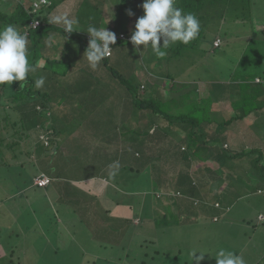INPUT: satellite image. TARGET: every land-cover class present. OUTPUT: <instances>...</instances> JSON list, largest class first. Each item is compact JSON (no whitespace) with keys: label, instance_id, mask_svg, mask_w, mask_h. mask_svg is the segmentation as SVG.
Masks as SVG:
<instances>
[{"label":"rangeland","instance_id":"374dc122","mask_svg":"<svg viewBox=\"0 0 264 264\" xmlns=\"http://www.w3.org/2000/svg\"><path fill=\"white\" fill-rule=\"evenodd\" d=\"M66 1L67 5L69 0ZM114 1L115 0H87V3L82 6L80 14L77 15V20L84 22L82 25H89L87 24L89 18L93 20L91 21V25L94 26L120 25L117 19H115V11L116 14H118L120 9L115 8ZM14 3L15 1L12 3L5 0L3 3L0 2V11L5 12L0 15V25L13 24L22 32H27V30H24V25L26 24L25 19L23 21H21V19L16 20L18 9H14ZM99 3H107V8H109H105L104 11H101ZM26 6H28V3ZM61 6L65 5L63 4ZM251 7V9L241 8L238 12H229L228 10L224 12L220 9L217 13L215 12L213 14H211L210 10H206V20L209 22L205 24V35L202 38V43L200 42L201 48L199 50L193 47H186L181 53H178V55L172 52V56L171 53H169L168 57L160 59L157 57L152 58V55L147 53L148 50L144 49L138 52L128 43H118L116 47L117 49L123 48V53H120V55L117 54L116 62L112 63L110 61L111 57L105 59L109 61V66H113L118 70L120 78H116L117 80L115 81H110L111 74H106L102 78H97L96 83L97 86H99L98 89L114 88L109 85V83H113L117 86L116 88L123 87V89L129 91L131 87H128L126 83L128 81V83L133 86L132 90H134L133 92L130 91L134 93V95H141L142 98L137 96L136 99L134 98L135 101L133 104L115 101L109 106L110 110H105L107 107L106 104L98 103L105 97V94H97L95 96L96 99L94 101L91 100V102L97 103V110L103 111V119L104 117H108L106 114L108 112L115 113V116L112 117L111 120H104L101 123H94V125L90 126L84 125L82 129H78L80 128L78 125L80 122L82 123L79 119L65 121L63 117L66 111L68 114L79 113L78 109H73L72 104L76 103V101L74 91L71 89L77 86L80 79L79 77H81L85 71H82L81 68L79 71L81 75H79L78 80L75 74L62 78L61 76H63V73L61 72H63L64 68L67 69L68 67L65 62H63L64 64L59 62L57 64H50L49 71L44 72L40 65L44 64L42 60L44 58V50L47 47H44L45 45L42 47L40 45V40L45 42L43 39L46 36H41L39 38L40 40H35L34 42L33 38L28 35L29 61H36V65L34 66L35 70L30 73L34 81L41 76L45 77V83L43 87L39 89H43L44 87L50 88V91H54L55 93L51 95L54 98L64 93L65 100L59 99L60 102L55 101V104H53L54 109L64 108V110L54 111L53 118H51V115L48 116L44 110H41L40 114L35 112V105L37 102L45 104L51 100L48 94L42 92L46 95L35 93L36 95L33 96L25 93L24 97L26 100H29V106L28 104L26 106L24 105L25 107H23V110H28L30 112L28 119L24 120L19 111H14L13 115H16L17 119H22L24 125L28 126L23 127L22 131L31 134L29 144L25 147V149H27L29 146L30 153H28V156L25 154L21 157H13L9 153H7V156L4 158L0 156V264H9L10 259L17 264H192V258L190 256L191 251L206 253L204 260L200 261V264H216L215 255L219 248H225L241 255L246 264H264V223L258 218L260 213H264V194H259L257 191L258 187H255L254 191L256 190V192L253 191L254 193H252V190L251 192H246L248 196H246L244 200H240V202L236 201L237 196H243L245 193L242 189L245 187L244 182L250 183L253 181L252 174L249 176L244 173V169L239 170L247 163L246 169L249 167V171L252 170L249 165L250 160L247 163L236 164L232 174H230L231 171L229 169L227 170L226 166V172L229 177L226 175L214 174L213 176L216 179H220L217 181L215 179H208L205 187L203 184L204 180H200V177L204 178L206 176L203 174L204 171H210L204 168L207 167L204 163V171L193 175V179L191 180L188 176L190 183L197 180V184H190V186L186 188L187 191L183 193V196L185 194L189 195L190 200L194 202V215L190 217V221H187L186 217L181 219L180 215H174L170 210H167L166 213L168 214L161 217H166L172 225L164 229L162 227L157 228L152 225H147L153 222L155 215L152 210L153 206L148 208L146 202L152 199L153 201H159V199L156 200L152 187L156 190V186L157 190H160L161 177L158 176L154 179L155 177L154 175L152 176V170L140 176H132V179L129 178L130 181H122L120 185L125 187V190L130 188V190L133 191L130 202L131 204L133 203L132 214H134L135 221L144 223L140 229L134 230L136 234L133 235L131 244H129L130 238H125V248L121 247L120 243L112 239L111 233L109 234L108 231L105 233L100 231L101 233L98 234L99 231L96 223V227H94L90 224L80 222L79 214L75 211V208L68 207L67 203L64 201H59L60 193L57 191V188L54 187L53 181L52 184H49L47 187H37L33 184L34 176L38 172L41 170L49 172V170H51L53 174L65 177L63 179L69 181L67 182L68 188L66 189L68 196L71 194L77 196L72 188L68 186L71 182L70 180L72 178L80 179L83 176H89L90 173L86 172L83 174L84 170L87 171L86 162H88V160L89 162H93L89 164H94L95 160L98 164L106 162L104 159L102 160L99 158L98 160L99 155L104 157L103 152H99L96 147L101 136L110 130L111 133H113V131L116 132L119 126L124 123L122 118H127L128 122L131 120L134 125L140 120L141 123L145 124L143 127L147 126V122L150 119L145 116V113H149V111L151 113V110L145 109L141 103L144 100L156 97L159 98L155 101L158 108L168 113L170 116L168 118H174L172 121L176 125L171 124L173 123L172 121L164 122L162 119H159V121H152V123L162 127L165 132L173 133V141L179 140L182 137L184 127H187V125L185 126L181 121L175 120L177 119V117H175L178 115L177 113L184 110L195 115L194 117L198 118V122H201L198 123V129L202 127L203 124L208 125L209 128L210 122H212L213 125L218 123L213 129L210 128V131L205 129L209 137L217 131L215 134L216 148L213 150L214 152H218V147L226 148L227 144H225L224 141H227L232 145L231 149L235 148V146L240 143L241 147L237 150L240 154L242 153V157H249L250 155L256 154L251 146H246V144H248L247 141H249L246 139L249 136V131L254 133V130L258 135L261 134L259 136L260 141L261 138L264 139V125H262L263 128L261 127L260 129V127L254 126L255 122L253 121V116L248 117L247 120L243 118L240 120L243 124L248 121L251 125L243 126L244 134H242L238 133L239 125H236V120L238 119L233 121L229 126L225 125L222 120L225 118L224 115L231 117L235 114L234 101L238 100L239 95L243 92V90L239 92L237 86H232L235 79L241 77L242 80L247 78L251 80L257 74L261 73L264 68V0L254 2ZM110 8L112 10H110ZM216 9L217 6L214 7L213 10L216 11ZM45 10L47 9L44 8L38 16H43ZM128 11L129 9L127 8L125 12L128 13ZM135 17L136 16H132L131 19H135ZM128 21L130 20L128 19ZM131 30L132 29L129 28V34ZM171 46L172 45L169 47ZM56 48V52L60 54L57 58H60L64 46L59 43ZM67 48L69 52H71V48L68 46L65 47V49ZM73 51L71 56H74L75 52L76 54L78 53L75 48H73ZM80 52L75 56V60L79 65V62H81ZM141 57H144L142 61ZM53 58L55 57H51V59ZM142 62H145L150 74L156 72V76H161L158 87L162 89L161 92L157 90L155 83H151L153 79H158L155 76L150 80L148 88L141 89L142 91L140 90V83L144 81V77L141 76L139 69H144ZM162 68L165 74H174L175 77L173 79L166 77L161 71ZM105 71L109 70L106 69ZM180 73L182 74L179 75ZM56 74L59 75L55 76ZM182 80L187 82L185 87L188 89L183 96H181L180 91H178L181 88H177L176 90L172 89L173 85L174 87L177 86ZM202 82L207 85L205 86L206 90L203 91L202 97L198 94L196 97V94L193 93L192 90L195 85ZM58 83L61 89L58 87ZM181 86L182 88L184 87L183 85ZM36 89L38 88L34 85V90ZM1 98L2 97H0V105L5 103L6 107H11L7 97H5V99ZM118 99L122 100L120 97L115 100ZM249 102L252 104L250 100ZM195 104H197V107L198 104H201V109L195 107ZM59 105H61V107H59ZM5 106L0 107L5 110ZM57 112L61 114L60 119L59 116L56 115ZM262 115L264 117V113ZM207 117L212 120L207 121ZM262 118L258 119L257 117V120L260 122ZM254 119H256V117H254ZM97 121L99 120L94 122ZM38 122H45V128H49V131H53L54 129L58 134L60 131H63L61 136L64 142L67 143L70 140L66 147V151H69L67 152V156H65L66 153L64 156L59 154L54 157L52 161L49 157L50 154L48 149L42 148V150H40L39 145H36L33 140L36 131L35 124ZM99 124L110 125L111 129L102 126L98 127ZM0 128L3 130L2 126ZM90 129H92V131H90ZM82 134H89L91 137L87 139L88 141L79 142L78 140L82 139H80ZM8 135L5 133V140L10 139V135ZM235 135H237V137H235ZM132 136L137 138L136 134ZM139 137L143 136L139 135ZM166 137L168 138L169 135ZM186 137H188L189 141L190 135L187 134ZM40 138L44 141L45 145L49 144V142L46 141L47 135L43 133L40 135ZM237 140L239 143H237ZM83 143H85L84 146ZM187 144L189 145L190 141L187 142ZM170 146L171 141L169 140H166L162 144L161 148L164 150V154L170 155L167 150ZM190 146H192V144H190ZM183 147L182 149H185ZM3 151L4 150H0L1 153H3ZM225 151L230 152V150ZM210 153L213 152L205 151L203 156L211 158V155H209ZM257 154H259V150ZM44 155L47 157L45 158ZM192 158L194 160L196 159L194 155ZM240 158L241 156L238 160H240ZM51 161L55 167L50 165L49 162ZM196 161L199 163L200 160L197 159ZM184 162V160H181L180 164L177 160L175 169L180 170V165L184 166ZM207 162L209 163L210 161L206 160V163ZM172 164L173 162L171 165ZM75 165L76 167H73ZM81 165H83L84 168L80 167ZM165 168H169L167 163L165 164ZM93 169L94 168H88V172H93ZM260 169L259 172L264 182V168ZM127 176H131L129 171H127ZM57 183L63 184L64 182L58 181ZM96 184H99V182ZM90 185L93 188L95 187L94 191L98 193L101 192L102 198L104 194L106 195V193H108L116 201L124 195L122 192H113L111 190L113 188L100 191L95 185V180ZM137 190H143L144 192ZM221 190H223L224 193ZM164 198L165 197L162 199ZM216 201H220L221 206H215ZM195 202L197 203L195 204ZM108 208H111V206ZM116 211L117 209L113 210L111 213H107L114 214L117 213ZM215 216L218 218L217 221L214 219ZM68 218L70 220L64 223L66 227L57 223L58 219L65 220ZM115 222L116 224L118 223L117 221ZM121 223H124L123 219H121L120 224ZM161 225L164 224L161 223ZM103 227H101V230ZM115 234L117 233H112V235ZM122 234L124 236V233ZM101 236L109 238L103 239ZM101 241H108L111 244L114 243L118 248L114 249L111 246L108 248L102 247V245H99ZM130 250H132V252L129 253ZM70 254H74L75 259L73 261H66L65 258L68 259ZM196 255L198 256L199 253H196Z\"/></svg>","mask_w":264,"mask_h":264},{"label":"trees","instance_id":"16d2710c","mask_svg":"<svg viewBox=\"0 0 264 264\" xmlns=\"http://www.w3.org/2000/svg\"><path fill=\"white\" fill-rule=\"evenodd\" d=\"M3 1L4 0H0V2H2V3H3ZM5 1H10L12 3L15 1L14 9L15 10L18 9L16 20L21 19V21H23L25 19L26 24L24 25V30H27L29 35H31L32 37L34 36L33 37L34 42H35V40H37V41L40 40L39 38L41 36H45L44 34L48 35V31H45V27H44V26H46V22L44 20L46 18L44 17V15L38 16L43 9L40 11H37V12H32V9L34 8V2L37 0H5ZM49 1L51 3L47 6H45V7H49V9L54 6V3L59 4L60 2H63L65 4V6H63L64 9L69 10V8H72L71 10H73V12H75L77 14H80L82 6H84V4L87 3V0H69L68 4L66 5V2H67L66 0H49ZM257 1H259V0H178V2H177L178 7L184 9V11H186V12H191V13H194L196 15V17L198 18V20L200 22V32H199L198 37L195 40H193L191 43H189L188 45H184L182 43L177 42V43L173 44L171 47L167 48L166 49L167 56H165L164 58L168 57L169 53H171V56H172V52H175L178 55V53H181V51L183 49H185L186 47H193V48H197L198 50L201 48L200 42L202 43V38L205 35V24H208V22H209L208 20H206L207 19L206 10L207 11L210 10L211 14H213L215 12L217 13V11L220 9L223 10L224 12H226L227 10L229 12H238L239 9H241V8L251 9L252 8L251 6L253 5V3L257 2ZM27 3H28V6H26ZM114 3H115V8L120 9L118 11L119 12L118 14H116V11H115V16H116L115 19H117V21L120 25H117V24L116 25H107L108 27H111V29L109 31H113L115 28L120 29L122 27V24L123 25H134L136 19L143 14L142 8L138 7V5H140L142 3V0H115ZM216 6H217V9H216V11H214L213 9ZM45 7H43V8H45ZM99 7H100L101 11H104L105 8H107V3H99ZM127 8L134 13V15H132V16H136L135 19H131L132 16H129L128 13L125 12V10ZM110 10H112V9L110 8ZM4 13H5L4 11H0V15H2ZM14 14L16 15L15 12H14ZM112 14H114V13H112ZM208 16H209V14H208ZM32 19L40 20V25L38 27L32 28V26H30V21ZM128 19L130 21H128ZM88 20L90 22L88 21L87 23L89 25H91V21H93V20H91L90 18ZM132 22H134V23H132ZM114 23H115V20H114ZM51 25H54V24H51ZM55 25H59V24H55ZM54 28L59 30L61 33H65L64 28H62V27L55 26ZM128 29H129L128 27H127V29H123L122 30L123 32H121L119 35L116 36L115 44L111 45L113 48V53H114V47L118 43H122V42L128 43L129 42L127 40V38H122L120 36L121 34H124L127 37L129 35H131V33L129 34L127 31ZM33 33H34V35H33ZM67 34H68V32H67ZM46 37L43 40H46L47 39ZM77 40L82 44L81 47L83 49H86L88 46L89 40H90V36L89 35L77 36ZM47 41H49V43H51V41L49 39H47ZM52 42H53V40H52ZM161 44H162V41H161ZM40 45L42 47L44 45L46 46L45 42L41 41V40H40ZM140 50L142 51L143 49L140 48ZM145 50H148L147 53L149 55H152V58L153 57L156 58V56L152 53L150 47L145 48ZM112 56H113V54L111 56H109L108 58H110ZM143 58L144 57H141V61ZM59 62H62V63L65 62L67 67H68L67 69L64 68L63 72H67V70L71 69L73 64H74L72 61L69 62V60L63 59V58H60V59L59 58H53L51 64H57ZM30 64L34 67L36 65V61L35 60L30 61ZM142 64H143V67L145 68V69H143V72L145 74V71H149V70L146 69L147 66H146L145 62H142ZM53 66H55V65H53ZM109 69L114 71L112 66H109ZM161 71L168 78L173 79L175 77L174 74H171V75L165 74L163 68L161 69ZM115 73L118 74L119 72L116 70ZM247 73H249V72H247ZM181 74L182 73H180L179 75H181ZM118 75H120V74H118ZM118 75H116V76H118ZM154 75H155V73H154ZM152 76H153V74H152ZM159 79H160V77L158 79H156V82H155V85L157 87L159 86ZM142 82H146V81H142ZM126 83H127L128 87H131L130 90L133 92L134 91V90H132L133 86L131 84H129L128 81ZM179 83L175 87L173 85L172 89L176 90L177 88L178 89L181 88L178 91H180L181 96H183V94L185 95V92L188 91V89H186V87H185V85H187V82L182 80ZM34 85H35L34 79L31 75V73H29L26 83L14 81L11 85H7V84L6 85H0V97H2L1 99H5V97H7L8 102L11 104V107H9V108L5 106V103H2L0 105V106H5V110H3L2 107H0V127L2 126V129H3V130H1V128H0V150H4L3 153L0 152V156L2 158L7 156L6 155L7 153L12 155L13 157H16V156L21 157L25 154H27L26 156H28L29 155L28 153H30L29 152V146L27 147V149H25V147L27 144H29L31 134H28V132L22 131L23 127H25V126L28 127V126L24 125V121L22 119H17V116L13 115V114H14V111L16 110V111H19L21 113V116L24 120L28 119V115H30V112L28 110L27 111L23 110V107H25L27 104L29 106V100H26L24 97L25 93L31 94L33 96L36 95L35 93L42 94V95L45 94V93H42V91H40L39 89L34 90ZM181 85H183L184 87L182 88ZM148 86H149L148 82H147V84L146 83H140V89L148 88ZM205 86H207V85L204 84L203 82L198 84V85H195L192 92L196 94V97H197V94L202 97L203 91L206 90ZM232 86H234V87L237 86L239 88V92H241V90H243V92L239 95V99L234 101V105H235L234 108L236 110L235 114L231 117L224 116L225 118L222 119L224 121V124L229 126L236 119L241 120L243 118L251 117V116L259 118V112L264 110V68H263V71L261 73L257 74L251 80H248V78H247V80L245 79V81H243L241 77L235 79V82L233 83ZM32 90H34V91H32ZM24 91H26V92H24ZM133 95H134V93H133ZM137 96L138 97L140 96L142 98V96L138 95V94L134 95V98L136 99ZM157 99H159V98L158 97L150 98L149 100H144L141 103L145 109L151 110V113H150V111H149V113H145V116H147L150 120L148 121L149 123L147 122V127L142 128L143 130H139V134L143 135V138H142L143 140H138V141L133 142V144H134L133 145V148H134L133 151L134 152L132 155L134 157L132 158V160H134V163L132 164L133 166H130V170L132 172L133 177L134 176H140L143 173H146V172H149L152 170H153L152 176L154 175V177H155L154 179H156V177H158V176L161 177V180L164 181V184L167 186V188H166V190L162 191L163 193H158L157 187L155 186L156 190H154V187H152V191L155 193L156 200H158V199L161 200L163 197H169V198L174 199V200L179 199V198L188 199L189 195L185 194L183 196V193L187 191L186 190L187 187L185 188L184 184L190 183V180H188V175L185 173L179 172L175 175V177L173 175H170L172 177V179H171L167 176L168 175L167 172L164 173V169H165L164 165L166 163L171 164L174 161L180 160L179 157H180L181 153H182V157H185L184 159L187 161H191L192 157L190 158V154L194 155L196 160L197 159L200 160L198 164H200L201 168H203V164L205 163L207 165V167H204V168H206L208 171L214 169L213 172L210 171L212 174L216 173L218 175L228 176V174L226 172V166H227V170L229 168H232V169H229L231 171L230 174H232L234 172V170H233V164H235L234 161L239 159L240 156H241V158H244L245 156L242 157V153L241 154L237 153L234 148L231 149L232 145L227 141H224L225 144L227 143L226 148L218 147L217 148L218 152L213 151L216 148L215 147V144H216L215 134L217 131L215 132V134L213 133V135L210 134L211 136L209 137V136H207L205 129L210 131V128L213 129L215 125H218V123L213 125V123L210 122L209 128H208V125L203 124V126L198 129V125H199L198 123H201V122H198V118L194 117L195 115L191 114L190 112L182 110V112L177 113L178 115L176 114L177 116H175V117H177V119H175V120H179V121H181V123L188 124L187 129H188V131H189L188 133L190 135L189 141H190V144H192V146H190V144L189 145L187 144V142H189L188 138H185L184 140H183V138H182V140L179 139L178 141H180V142H178L176 140L173 141L172 139H168L166 137L168 135L170 137L171 134L163 131L162 127L157 126L154 123H152V121H156V120L159 121V119H162L164 122L165 121H172L174 119V118L168 119V117H170L168 115V113H166V112H164L158 108V105L155 102ZM249 100L252 102V104H250ZM195 107H197V104H195ZM198 107L201 109V104H198ZM41 110H44L46 112V114L48 116H50V113H49L50 111H48V109H46V107L44 105H38L37 106V104H36L35 105V112L40 114ZM206 120L208 121V120H212V119L207 117ZM36 122H37V120H36ZM221 124H223V123H221ZM196 127H197V129H196ZM35 128H36V131L39 130V135H42L43 133L45 135H47L46 141L49 142L48 145H45L44 141L40 137L33 139L35 141L36 145H39L40 150H42V148H46V149H48L50 147L53 148L52 146L55 145V142L53 141V137H54L53 135H56V131L54 129H53V131H49L48 130L49 128H45V122L36 123ZM4 132L7 135L8 134L10 135V139L5 140V133ZM166 140L171 141V146L169 147V149H167L168 152L170 153V155H166V154L161 153V151H163L161 146ZM249 143H250V140H249ZM183 146H186V147H183ZM223 146H224V144H223ZM182 147L185 149H182ZM224 149L230 150V152H226ZM205 151H212L213 152V153L209 154V155H211V158L203 156ZM253 151L257 153V151H255V150H253ZM183 153H185V154L183 155ZM206 160H208L210 162L206 163ZM245 160H247V159H245ZM252 163L259 166V168H264V164H263L264 163V154L261 151H259L258 156L253 158ZM41 174H46V173H41ZM41 174H39L36 177V179ZM36 179H35V184H36ZM131 179H132V177H131ZM184 179H186V180H184ZM190 184L196 185L197 183L195 181H193ZM251 186H253V185H250V187ZM111 190L113 191V189H111ZM251 190H252V187H251V189H247L248 192H251ZM137 191L144 192L143 190H137ZM253 191L254 190H252V192ZM113 192H116V190ZM126 192H128V193L132 192V193H130L131 195L129 194L130 196L127 195L126 197H124V195H123L121 198H118L116 201L114 200L113 197H111V195H108L107 199L110 198L109 200L113 201V204L110 205L111 208L103 209V212H102L103 213L102 215L104 216L103 219L106 220L107 219L106 215L108 213H111L115 209H117V211H116L117 213L108 214V215H111V219H110V221L106 222L105 225L107 223H109V224L104 226L103 229L101 230V232H107L108 231L109 234L111 233L112 239L116 240L117 243H120V246L123 248H125V244H126L125 238L126 239L130 238L129 244H131L132 239H133V235L136 234L134 232V230L140 229L141 226L144 225V223L141 221H138V222L135 221L134 214H132L133 213V203H132V206H129L131 203L130 200H131V196L133 194V191H131L129 188V189H127ZM258 193L263 195L264 194V188L259 189ZM96 197L98 200H101V201L103 200V198L101 197V192L97 193ZM124 199H125V201H124ZM127 199H129V200H127ZM127 201L129 203H127ZM155 203H158V201H155ZM190 203L192 206L194 202L193 203L190 202ZM196 203L197 202H195V204ZM215 206L219 207V206H221V203L218 201L215 203ZM130 211H131L132 217H130L129 216L130 214H128V213H130ZM158 212H159L158 209L154 206V213L153 214L155 215V217L153 219V222L152 223L150 222L147 225H152V226H155L157 228L162 227L163 229L170 227L172 225L171 222H169L166 219V217L162 218L161 217L162 214H158ZM90 215L92 216L93 213H90ZM121 219H123L124 223L120 224ZM216 219H217V217H216ZM115 221H117L118 223L116 224ZM161 223H163L164 225H161ZM127 232H128V234H127ZM112 233H117V234L112 235ZM122 233H124V236ZM101 237L103 239L109 238L106 236H101ZM100 245H102V247H107V248L110 246L113 247L114 249L118 248V246H116L114 243L111 244L108 241H105V242L101 241ZM132 250H134V249H132ZM132 250H130L129 253L132 252ZM11 252H15V251H11ZM74 259H75L74 254H70L68 259L65 258L66 261H73ZM9 262H10L9 264H11V263L17 264L12 259H10ZM18 264H20V263H18Z\"/></svg>","mask_w":264,"mask_h":264},{"label":"crops","instance_id":"0c3cea01","mask_svg":"<svg viewBox=\"0 0 264 264\" xmlns=\"http://www.w3.org/2000/svg\"><path fill=\"white\" fill-rule=\"evenodd\" d=\"M63 4H64L63 2H60L59 4L54 3V6L51 7L50 9H49V7H45L47 10L44 11L43 15L46 18L44 20L46 22L47 27L46 26H44V27H45V31H48V35H45V36H47L46 38L49 39L51 41V43H49V41H47V39L45 40V44H46L45 47H47V48H45V50H44V58L42 60L44 64H42L40 66L44 72L49 71V65L51 64V62L53 60V59H51V57L54 56L55 58H57V56H60V54L56 52L57 51L56 46H57V44L60 43L64 46V49L62 50L63 52H62V55L60 58L67 59V60H69V62L72 61L74 63L72 68L68 69L67 72H61V73H63L62 74L63 76H61V77L62 78L69 77V76H71V74H75L76 79L78 80L79 75H81L79 72L81 70V68H82V71H85L84 74L81 75V77H79L80 79L77 83V86H75V87H73V89H71L74 91L75 101H76V103H73L72 106H73V109H78L79 113L78 114H76V113L68 114V113H66L67 112L66 111L65 115L63 117V120H65V121H72L73 119H79L80 121H82V123L80 122V124L78 125L80 128H78V129H82V128H84V125L90 126V125H94V123H101L104 120H111V118L115 116V113L108 112V113H106L108 115V117H104V119H103V116H102V114H104L103 111L97 110V108H98L97 103L91 102V100L94 101L96 99L95 96L97 94L98 95L99 94L101 95V93L105 94V97L100 102H98V103L106 104L107 107L105 108V110H107V109L110 110L109 106L111 105L112 102L121 101V102H128L129 104H133L135 99H134L133 93L129 89H128L129 91H127L126 89H123V87L116 88L117 86H115V84H113V83H109V85L111 87H114V88H102L103 90L98 89L99 86H97V83H96L97 78H102L106 74H111L112 76L110 77V81H113V80L115 81V80H117L116 78L120 77L118 75L120 73L116 74L115 71L117 69L114 68L113 66L112 67H113L114 71L109 69V61H106V59L102 60L96 69H92L89 66L87 60L85 58H83V54H84L86 49H83L81 47L82 44L79 41H77V36L89 35L88 33L84 32V31H86L87 27L90 25H82V23H84V22L77 20L78 14L73 12V10H71L72 8H69V10L64 9L63 6H61ZM65 14L67 15V17L69 19H73V20L78 21V24H74V26H73L74 31L71 33H68V34H67V32L61 33L59 30L54 28L55 26L65 28V25L63 23H57L56 22L57 17L64 16ZM51 24H54V25H51ZM55 24H59V25H55ZM95 26L98 28L106 27L108 30L111 29V27H108L107 25H95ZM127 27H129L130 29H133L134 25H122V27L120 29L115 28L112 32H114L117 36L121 32H123L122 31L123 29H127ZM130 33H131V31H130ZM28 35H29V33H28ZM29 36L31 38H33L31 35H29ZM52 40H53V42H52ZM79 43H80V46H79ZM128 44L131 45L130 42H128ZM67 46L71 48V52H69L68 48L65 49V47H67ZM73 48L77 49L78 53L81 50V52H80L81 53V56H80L81 62H79L80 65L75 60V56H77L78 53L76 54V52H75L74 56H71V54L74 52ZM140 48L142 49V45L140 46ZM120 53H123V48L117 49V47L115 46L114 47V53H113V56L111 57L110 61L112 63L116 62L117 54L120 55ZM106 69H108L109 71H105ZM139 69H140L141 76L144 77V81H146V82H142V83L147 84V82H148V84H149L150 80L153 79L154 76L156 78H159L158 76H156L154 74L152 76V74H150V71H145V74H144L143 68H139ZM146 69H148V68L146 67ZM57 75H59V74H56L55 76H57ZM116 75H118V76H116ZM159 76H160V74H159ZM51 81H53V80H51ZM243 81H245V80H243ZM155 82H156V79L155 80L153 79L151 81L152 84ZM58 87L61 89V87L59 86V83H58ZM158 87H156L157 90L159 92H161L162 89H160ZM39 90L48 94L50 96L51 100L49 102H46L45 104L37 103V106L38 105H44L46 107V109H49V111H50L49 113L51 115V118H53L54 111L64 110V108H60V109L55 108L54 109V105H53V104H55V101L60 102L59 99L65 100L64 93L61 96L54 98L51 95H54L55 93H54V91L53 92L50 91L51 90L50 88L44 87L43 89H39ZM238 91H239V88H238ZM141 93H143V92H141ZM118 97L122 98V100H119V99L115 100ZM181 99H183V98H181ZM62 100H61V103H62ZM59 107H61V105H59ZM263 113H264V110L259 112V118L258 119L263 117V115H262ZM56 115L59 116V119L61 118V114L59 112H57ZM70 115H71V117H70ZM247 118L248 117H246V120H247ZM122 119L124 120V123L121 124V126H119V128L116 130V132L113 131V133H111V130L105 132V134L103 136H101L100 141L96 145L97 150L99 152H103V156H104V157H102V155H99L98 160L100 158L102 160L103 159L106 160V162H104L102 164H98L95 160L94 164H89V163H93V162H89V160H88V162H86L87 171L84 170L83 174L87 172V173H90L89 176H83L80 179L72 178L70 180L71 182L69 183L68 186L70 188H72L73 192H75L77 196H74L72 194L70 196H68V194L66 193V189L68 188L67 182H69V181L63 179L65 177H60L58 175L53 174L51 172V170H49V172L46 170H41L40 172H38L34 176L33 184L35 186H37L35 184V179L39 174L46 173V174L50 175L53 179V182H54L53 185H55L54 187L57 188V191L60 193L59 201H64L67 203L68 207L75 208V211H77L79 214L78 216H79L80 222L90 224L94 227H96V224H97L98 231H99L98 234L101 233L100 232L101 227H103L105 225V223L110 221V219H111V215H108V214L106 215L107 219L106 220L103 219L104 218V216L102 215L103 209H107L111 204H113V201L111 202L109 200L110 198L107 199V197L109 195L108 193H106V195L104 194L102 202H101V200H98L96 197L98 192L94 191L95 187L93 188L90 184L92 182H94V180H95V185L100 189V191L107 190V189L109 190L110 188H113V191L116 190V192L124 193V197H126L127 195L132 193V192H130V193L126 192L127 191V190H125L126 188L121 186L120 183L122 181H130V179L132 177V172L130 170V166H133L132 164L134 163V160H132V158L134 157L132 155L134 152L133 151L134 150L133 142L138 141V140H143L142 139L143 137H139V135H140L139 130H142V128L147 127V126L143 127V125H145V124L141 123L140 120L137 121L136 125H134L131 122V120L128 122L127 118L126 119L122 118ZM96 120H99V121L94 122ZM255 120H257V118L254 119V116H253V121L255 122L254 126H258L261 129L262 125H264V117L262 118V120H260V122L258 120L257 121H255ZM171 124L176 125L174 122ZM184 125L186 126L188 124L184 123ZM236 125H239L238 126V129H239L238 133L244 134L243 133V131H244L243 126H245V125L249 126V125H251V123L247 121L246 123L243 124L240 121V119H238V120H236ZM101 126L107 128V129H111L110 125H107V124H99L98 125V127H101ZM90 131H92V129H90ZM188 132L189 131H188L187 127H184V130L182 131V137L180 138V140H182V138H183V140L185 138H188V137H186L187 134H189ZM61 133H63V131H60L59 134L56 131V135H53L54 136L53 141L55 142V145L52 146L53 148H51V147L48 148V151L50 154L49 157L52 159V161L54 160V157H56L57 155L61 154L62 156H64V154L66 153L65 156H67V154H68L67 152H69V151H66V147L68 146L67 144L70 140L67 143H65L63 140V137L61 136ZM84 133H88V132H84ZM133 134H136L137 138L135 136H132ZM169 134H171V137L170 138L168 137V139H172L173 133L170 132ZM72 135H73V133H72ZM260 135H258V133L255 130H254V133H252V131H249V136L247 137L246 140H250V143H249V141H247L248 144H246V146L249 145V146H251V148L253 150H255L257 152L259 150L264 154V139L261 138V141H260V138H259ZM141 136H143V135H141ZM38 137H40L39 130H37L35 132L34 139H36ZM90 137L91 136L89 134H82V136L80 137V139L81 138L82 139L78 140V141L79 142L80 141L85 142V141H88L87 139H89ZM235 137H237V135H235ZM178 142H180V141H178ZM237 143H239L238 140H237ZM84 145H85V143H83V146ZM240 147H241L240 143L237 146H235L234 149L236 150L237 153H239L238 150L240 149ZM161 153L164 154V150L161 151ZM184 154L185 153H183V155ZM257 156H258V154L256 153L254 155H250L249 157L243 156L244 158H240V160L237 159L236 161H234L235 164H233V170H235L236 164L247 163L250 160L249 165L252 168V170L249 171V167L246 169V166L248 163L246 165H244V167H242L239 170L244 169V173L248 174L249 176H250V174L253 175L252 183L251 182L250 183L244 182L245 187L242 189L245 191V193L243 194V196L242 195L237 196L236 201H238V202H240V200H244V198L246 196H248V194L246 195V192H248L247 189H251L250 185L254 186V187H252V190H254L255 187H258L257 191L259 189L264 188L263 178L261 177L260 172H259L261 169L259 168V166H255L254 164L252 165V159L254 157H257ZM44 157L46 158L47 156L44 155ZM191 157H193L192 154H190V158ZM64 158H66V157H64ZM179 158H180V160H178V161L180 164H181V160L185 161L184 166L180 165L181 166L180 170L175 169L176 161L173 162L172 165L168 164L169 165L168 169H166L165 165H164V168H165L164 173L167 172L168 173L167 176L169 178L172 179V177L170 175H173L175 177V175L177 173L182 172V173L187 174L191 180V179H193V175H196L199 172L204 171L203 168H201V166L198 164L196 159L194 160L193 158H191V161H187L184 159L185 157H182V153L180 154ZM244 159H247V160H244ZM52 161L49 163H50V165L54 166ZM115 162H118V167L115 166ZM110 165H112V167H110ZM73 167H76V165ZM80 167L84 168L83 165H81ZM88 168H94L92 170L93 172H88ZM229 169H232V168H229ZM77 170H78V168H77ZM213 170H210V171L213 172ZM127 171H129L131 173L130 177L127 176ZM113 173H114V175H113ZM203 174L206 176L204 178L200 177V180H204V182H203L204 187H205L208 179H212V180L215 179L217 181V179L212 176L214 174H212L211 172H205L204 171ZM57 179H59V180H57ZM218 179H220V178H218ZM184 180H186V179H184ZM58 181H63L64 183L63 184L57 183ZM97 182H99V184H96ZM195 182H197V180H195ZM110 183H112V184H110ZM184 186H185V188L189 187L190 183H185ZM166 188H167V186L164 184V181L161 180V188H160V190H158V193H163L162 191L166 190ZM221 191L223 192V190H221ZM254 192H256V190ZM254 192H252V193H254ZM207 201L210 202L209 200H207ZM190 202L193 203V201L190 200V196L188 197V199L179 198V199H175V200L171 199L169 197H165L164 199L159 200L158 203H155V201H153V199L150 201L148 200L146 202V206L148 208L153 206V209H152L153 212H154V206H155L159 211L158 214H162V216L167 215L168 214V213H166L167 210H170L171 213H173L175 215H181V219H184L186 217V220L190 221L189 219H190V217H192L194 215L193 212L195 211V208H194L195 205L193 204L191 206ZM216 202H218V201H216ZM129 206H132V204L130 203ZM90 213H93V215L91 216ZM128 214H130L129 216L132 217L131 211ZM238 214H241V213H238ZM214 219L216 221L218 220V218L216 219V216ZM68 220H70V219L69 218L65 219V220L58 219L57 223L65 226L64 223H67ZM55 224H56V222H55ZM91 231L95 232L93 230H91ZM102 233H105V232H102ZM95 238H97V237H95ZM99 245H100V242H99Z\"/></svg>","mask_w":264,"mask_h":264},{"label":"clouds","instance_id":"9594fccd","mask_svg":"<svg viewBox=\"0 0 264 264\" xmlns=\"http://www.w3.org/2000/svg\"><path fill=\"white\" fill-rule=\"evenodd\" d=\"M177 2L178 0H142L138 7L142 8L143 14L136 19L129 37L135 51H141V45L143 50L150 47L152 53L162 59L167 55L166 49L170 45L177 42L188 45L198 37V18L194 13L178 7ZM128 15L132 16L134 13L129 10ZM56 22L63 23L64 31L68 33L74 31V24H78V21L69 19L66 14L57 17ZM84 32L89 34L90 40L83 58L92 69H96L102 60L111 55L110 45L115 44L116 34L106 27L98 28L94 25L88 26ZM34 70L29 61L28 33L22 32L13 24L0 25V85H11L14 81L26 83L29 73ZM44 83L43 76L34 81L38 89ZM115 166L118 167V162H115ZM205 254L191 251L192 264H200ZM215 260L216 264H246L241 255L225 248L216 251Z\"/></svg>","mask_w":264,"mask_h":264},{"label":"built area","instance_id":"2783aa9c","mask_svg":"<svg viewBox=\"0 0 264 264\" xmlns=\"http://www.w3.org/2000/svg\"><path fill=\"white\" fill-rule=\"evenodd\" d=\"M51 2L49 0H37L34 2V8L32 9V12H37L40 11L41 9H43V7L49 5ZM40 25V20L38 19H32L30 21V26H32V28L38 27ZM122 38H127V40L129 41V37L130 36H126L124 34L120 35ZM110 47L112 48V46L110 45ZM113 54V48H112V53ZM110 55V56H111ZM53 181L52 177L47 175V174H41L37 179H36V184L39 187H46L49 184H51ZM258 218L261 222L264 223V213H260L258 215Z\"/></svg>","mask_w":264,"mask_h":264}]
</instances>
